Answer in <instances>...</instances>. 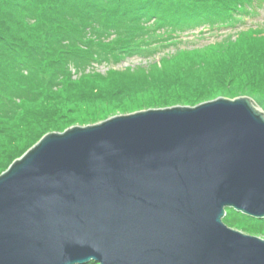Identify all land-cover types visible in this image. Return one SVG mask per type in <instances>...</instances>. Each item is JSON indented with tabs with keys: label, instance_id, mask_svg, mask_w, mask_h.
<instances>
[{
	"label": "water",
	"instance_id": "95a60500",
	"mask_svg": "<svg viewBox=\"0 0 264 264\" xmlns=\"http://www.w3.org/2000/svg\"><path fill=\"white\" fill-rule=\"evenodd\" d=\"M219 96L44 134L0 173V264H264V105ZM258 102V101H257Z\"/></svg>",
	"mask_w": 264,
	"mask_h": 264
},
{
	"label": "trees",
	"instance_id": "16d2710c",
	"mask_svg": "<svg viewBox=\"0 0 264 264\" xmlns=\"http://www.w3.org/2000/svg\"><path fill=\"white\" fill-rule=\"evenodd\" d=\"M263 5L264 0H0V173L44 134L65 130L62 125L75 122L72 114L89 102L117 101L127 112L136 110L127 101L154 89L163 107L195 105L223 85L217 96L249 95L264 105L259 24L249 27L260 35L231 40L199 61L194 50L195 57L177 52L166 59L171 73L166 78L114 67L124 58L149 60L166 52L187 30H235ZM94 64L109 68L101 73ZM174 87L182 92L177 95ZM223 221L249 233L264 232V217L232 208Z\"/></svg>",
	"mask_w": 264,
	"mask_h": 264
},
{
	"label": "rangeland",
	"instance_id": "374dc122",
	"mask_svg": "<svg viewBox=\"0 0 264 264\" xmlns=\"http://www.w3.org/2000/svg\"><path fill=\"white\" fill-rule=\"evenodd\" d=\"M257 11H258V15L255 16L249 15L244 19L243 23H237L235 30L217 29V31H209L207 27L204 28L197 27L192 30H187L184 31L185 33L181 36V38L179 36L180 34L174 37L176 38L175 40L177 41V43L171 45L168 49H166V52L164 51L159 52L152 59L149 60L148 59L142 60L138 57L124 58L114 67L115 69H119V70L130 69L132 71L142 68V70H149L155 73L153 74L154 78L161 79L163 78V76L164 78H166L165 76L171 75V73L167 72L166 59H170L175 55L176 56L179 55L177 54V52L179 51H180L179 52L180 55L186 54V55H190L191 57H195V53H193L192 51L194 50L198 53L195 60L199 61L202 57L205 56V54L206 56H210L211 53L213 54L218 49H223L229 45H232L231 40H235V39L237 40L240 37H242L241 38L242 40L249 36L251 37L263 33L261 31L256 32L250 29V27L255 26L256 24H259L260 27H264V5L262 7H258ZM225 32H230V34L225 36L224 34ZM179 38L180 40L183 41L182 43L179 42ZM184 49H189V50H184ZM186 51H188V53ZM94 66L101 73H105L109 68V66H106L105 64H94ZM72 72L74 73V78H75L77 75L75 74L74 69H72ZM163 72L166 73L161 74ZM238 85L243 87L244 89L249 88V85H245V84H238ZM230 86L233 87L237 85L235 83ZM223 88L224 86L222 85V87L219 88V91H222ZM173 89H174V93H176L177 95L179 92H182V90L178 87H174ZM219 91H217L214 97H212L211 99L219 97L217 96L219 95ZM261 91L264 94V88H262ZM154 92H155L154 89L145 92L139 91L138 95L135 98H133L132 101L126 102L127 107L129 109H135V108L137 109V108H144L145 106H150V107L161 106V100L158 97V95H156V93ZM166 93L168 92L166 91ZM122 105L123 104L118 103L117 101H105V102H95V103L89 102L88 104L78 108L72 114V116L75 118V122L65 123L62 125V127L66 129L73 125H87V124L99 122L101 120L113 116L117 112L123 111L122 108L120 109V106ZM259 105L261 104L259 103ZM93 117H96L97 121L88 122V120L90 119L89 121H91V118ZM257 234L264 236V232H260Z\"/></svg>",
	"mask_w": 264,
	"mask_h": 264
}]
</instances>
